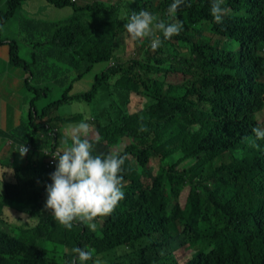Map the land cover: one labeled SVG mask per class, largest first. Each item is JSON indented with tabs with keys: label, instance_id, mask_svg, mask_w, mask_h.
<instances>
[{
	"label": "trees",
	"instance_id": "16d2710c",
	"mask_svg": "<svg viewBox=\"0 0 264 264\" xmlns=\"http://www.w3.org/2000/svg\"><path fill=\"white\" fill-rule=\"evenodd\" d=\"M27 1L0 4V31ZM45 1L71 14L55 22L21 18L31 60L16 39L0 38L8 46L0 63L20 67L22 92H32L26 113L5 103L17 116L0 128L7 143L0 161L11 156L12 175L0 190V264H70L77 247L93 253L86 264H179L182 250L191 251L183 264H264V140L252 144V129L264 128L256 117L264 109V0H225L222 23L210 14L211 0H185L175 17L182 31L156 51L123 26L140 10L173 21V0ZM98 63L107 66L75 92ZM49 83L60 96L39 107ZM132 96L141 103L135 111L127 105ZM63 103L76 109L65 118L51 113ZM86 113L98 135L93 155L125 158L124 199L95 219L94 231L78 222L65 229L44 208L57 163L51 155L70 146L67 126Z\"/></svg>",
	"mask_w": 264,
	"mask_h": 264
},
{
	"label": "clouds",
	"instance_id": "9594fccd",
	"mask_svg": "<svg viewBox=\"0 0 264 264\" xmlns=\"http://www.w3.org/2000/svg\"><path fill=\"white\" fill-rule=\"evenodd\" d=\"M183 4L185 0H173L168 7L167 14L173 17V21L157 20L151 12L140 10L132 11L123 27L132 41L148 39L151 50L156 51L164 41L182 31L183 24L175 17ZM224 4L225 0H211L210 14L216 23H222L230 12ZM91 119L92 116L86 113L80 122L68 125L65 143L70 140V146L51 155L57 163L50 174L51 183L46 185L44 208L69 230L74 222H78L94 231L97 227L95 219L110 215L125 195L123 176L120 175L125 158L118 153L93 155L98 135L88 122ZM252 133L255 137L252 144L264 140V128L255 127ZM16 151L23 157L28 148L21 144ZM21 215L26 216V213ZM72 252L74 256L70 264H86L93 258L91 251L79 247Z\"/></svg>",
	"mask_w": 264,
	"mask_h": 264
},
{
	"label": "rangeland",
	"instance_id": "374dc122",
	"mask_svg": "<svg viewBox=\"0 0 264 264\" xmlns=\"http://www.w3.org/2000/svg\"><path fill=\"white\" fill-rule=\"evenodd\" d=\"M90 1H102V0H78V4H81L83 2H90ZM5 0H0V4L4 6ZM107 3V2H105ZM50 9L52 12L56 13V16H53L50 13ZM71 14L69 8H64V9H57L51 6L48 2L45 0H28L26 3L23 4L22 9L20 10L19 13H17L15 16L10 18V20L7 21V23L1 27L0 31V38L4 39L5 37L11 38V39H16L21 45H20V56L26 60H31L30 54H29V47L26 46L21 42L20 39V32H19V22H21L22 17H29V18H35V19H45L44 21H58L61 19H66L69 17ZM37 17V18H36ZM125 37V36H124ZM122 37V38H124ZM127 56V55H126ZM8 57V46H2L0 47V59L2 58H7ZM128 57V56H127ZM107 64L105 63H98L95 64L93 70L87 74L83 79L78 81V85L76 84V87L79 88V90H75V92L82 91L88 89L93 81V76L94 74L100 72L101 69H103ZM23 75V80H21L19 77ZM24 71L20 67L12 66L7 63V66H4L3 64L0 63V108L2 105H5L4 103L9 104L11 107H19L20 102H24L27 98L26 97H31L32 92H27L26 95L23 94L22 92L23 88H25L24 85ZM172 79H175L174 75H171ZM49 90H48V95L47 97H44L42 101L39 102L38 106L40 107L41 105L46 104L47 102L56 99L60 96V91L55 90V85H52L51 83L48 84ZM74 92V91H73ZM4 93V94H3ZM113 100L111 98L108 101H105L104 104H108ZM76 102V101H73ZM129 109L131 111H135L141 108V103L135 98L131 97L129 100L128 104ZM97 108L98 106L101 107V103L98 102L96 104ZM76 109V106H69V103L61 104L58 106V108L53 110L51 113H56L59 116H63L65 118V112L68 111H73ZM256 117L258 121H260L264 117V109L259 111L256 114ZM27 118V116L25 117ZM65 124V121L63 122ZM11 123L9 126L11 127ZM62 128L65 129V125L62 126ZM102 142V139L99 140ZM96 142V141H95ZM7 145V143H5ZM11 163V156H7L6 159H2L0 161V166H4V172H6L5 176L0 177V190L3 188V184L5 181H8L12 178L11 174H8L7 171L9 170V167L6 162ZM1 172V170H0ZM188 194V188L183 189L179 199L176 201V206H174V212L178 214L181 210V205H183L186 197ZM11 204V203H10ZM25 213V211H17V210H11L7 213L9 216H20L26 218L28 216H22L21 214ZM12 217H9L10 219ZM0 228H3V226L0 225ZM176 258L179 261V264H183L191 254L190 250H182V251H177L176 252Z\"/></svg>",
	"mask_w": 264,
	"mask_h": 264
},
{
	"label": "crops",
	"instance_id": "0c3cea01",
	"mask_svg": "<svg viewBox=\"0 0 264 264\" xmlns=\"http://www.w3.org/2000/svg\"><path fill=\"white\" fill-rule=\"evenodd\" d=\"M0 95H1V93H0ZM0 99H1V97H0ZM0 105H1V103H0ZM18 108L20 109V112L26 113V105L23 102H20V105ZM20 112H18V113H20ZM13 115L17 116V113L11 111V108L7 107L6 104L2 105L0 108V128L9 129L10 128L9 124L11 123ZM2 144L5 145V143H2L0 141V145H2ZM3 155H4V153H2L0 151V156H3ZM3 167L4 166H0L1 171H2ZM0 174H1V172H0Z\"/></svg>",
	"mask_w": 264,
	"mask_h": 264
},
{
	"label": "built area",
	"instance_id": "2783aa9c",
	"mask_svg": "<svg viewBox=\"0 0 264 264\" xmlns=\"http://www.w3.org/2000/svg\"><path fill=\"white\" fill-rule=\"evenodd\" d=\"M50 164H53L54 163V161L52 160L51 162H49Z\"/></svg>",
	"mask_w": 264,
	"mask_h": 264
}]
</instances>
